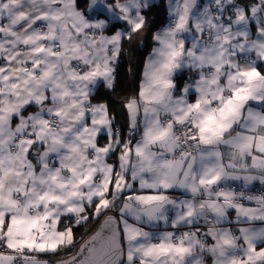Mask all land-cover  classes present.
<instances>
[{"label":"snow or ice","instance_id":"snow-or-ice-1","mask_svg":"<svg viewBox=\"0 0 264 264\" xmlns=\"http://www.w3.org/2000/svg\"><path fill=\"white\" fill-rule=\"evenodd\" d=\"M155 6L0 0V264H264V0ZM144 34L125 134L94 93Z\"/></svg>","mask_w":264,"mask_h":264},{"label":"trees","instance_id":"trees-1","mask_svg":"<svg viewBox=\"0 0 264 264\" xmlns=\"http://www.w3.org/2000/svg\"><path fill=\"white\" fill-rule=\"evenodd\" d=\"M168 0H156L155 7L148 10L149 28L152 33L163 28L168 22V11L166 8V2ZM112 2V0H109ZM80 6L83 8L87 4V0H79ZM117 27L119 23H115ZM154 25V27H153ZM145 39L141 42L140 37H136L131 46L126 44L125 54L121 57L120 64L117 68V87L115 92L106 90L103 86H100L94 96L104 102H108L110 107H114L117 113H120L117 117L118 124L122 126L124 133H127V121L126 117L121 113L119 102L123 101L126 97L132 96L138 93L139 84L141 79V72L146 56L150 52L153 46L151 34H144ZM130 47V51L128 50ZM131 69V71H129ZM187 73L180 78V83L183 85L187 78ZM95 102V101H94ZM115 102V103H114ZM104 139L101 138V143ZM103 216L99 217L98 221L92 222L88 225L79 226L74 228L75 240L77 241V248L80 243L93 233ZM65 223H67L65 221ZM61 229L63 224L59 225ZM43 259H51L52 264L55 263L56 258L42 257Z\"/></svg>","mask_w":264,"mask_h":264},{"label":"crops","instance_id":"crops-1","mask_svg":"<svg viewBox=\"0 0 264 264\" xmlns=\"http://www.w3.org/2000/svg\"><path fill=\"white\" fill-rule=\"evenodd\" d=\"M156 0H154V2H155ZM89 2V0H87V3ZM86 6H87V4L85 5V6H83V8H86ZM167 6H168V1L166 2V8H167ZM95 15H97L99 18H104V12L103 11H97L96 13H94ZM113 23H119V22H116V21H113ZM120 27V26H119ZM118 28V27H117ZM153 47V46H152ZM150 52H151V50H150ZM149 52V53H150ZM149 53H148V55H149ZM148 55L146 56V58L148 57ZM146 58H145V60H146ZM145 62V61H144ZM143 67H144V64H143ZM142 74H143V68H142V72H141V78H142ZM141 80V79H140ZM101 86H103V85H101ZM100 87V86H99ZM98 87V88H99ZM98 90V89H97ZM96 90V91H97ZM96 93V92H95ZM94 93V94H95ZM254 186H256V187H259L260 189H261V186L257 183V184H255ZM253 187V186H252ZM233 216H234V213H233ZM161 227L163 228V225H161Z\"/></svg>","mask_w":264,"mask_h":264},{"label":"water","instance_id":"water-1","mask_svg":"<svg viewBox=\"0 0 264 264\" xmlns=\"http://www.w3.org/2000/svg\"><path fill=\"white\" fill-rule=\"evenodd\" d=\"M103 220H104V217H103L102 220L99 222L98 226L95 228V230L93 231V233H94L96 230L99 229L100 224L103 223ZM93 233H92V234H93ZM92 234H91V235H92ZM91 235H89L86 239H84L80 244H82L85 240H87ZM78 248H79V246H78ZM78 248H77V249H78ZM54 264H55V263H54Z\"/></svg>","mask_w":264,"mask_h":264},{"label":"built area","instance_id":"built-area-1","mask_svg":"<svg viewBox=\"0 0 264 264\" xmlns=\"http://www.w3.org/2000/svg\"><path fill=\"white\" fill-rule=\"evenodd\" d=\"M252 190H253L254 192L259 193L260 188H259V187H256V186H253V187H252Z\"/></svg>","mask_w":264,"mask_h":264}]
</instances>
